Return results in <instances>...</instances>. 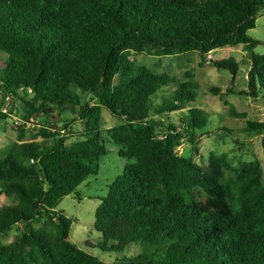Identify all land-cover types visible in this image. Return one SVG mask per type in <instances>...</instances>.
<instances>
[{"label": "trees", "instance_id": "trees-1", "mask_svg": "<svg viewBox=\"0 0 264 264\" xmlns=\"http://www.w3.org/2000/svg\"><path fill=\"white\" fill-rule=\"evenodd\" d=\"M262 10L264 0H0V95L20 98L24 121L39 126L30 140L22 126L0 158V197L14 199L0 206V236L23 225L12 242H0V264H264L262 161L234 165L227 153L212 152L204 166L181 153L183 139L196 145L210 125L194 106V74L178 81L131 58L158 50L207 60L217 49L245 45L250 90L211 92L264 97V53L250 35ZM210 61L234 77L242 69L235 57ZM170 84L172 92L159 96ZM226 103L230 116L248 118ZM104 107L124 121L109 132L127 162L96 210L103 240L91 247H140L111 263L73 244L71 219L57 209L109 153ZM67 112L83 130L54 126ZM174 113H181L177 121ZM246 128L264 131V121L247 119ZM74 135L82 139L67 144Z\"/></svg>", "mask_w": 264, "mask_h": 264}, {"label": "rangeland", "instance_id": "rangeland-1", "mask_svg": "<svg viewBox=\"0 0 264 264\" xmlns=\"http://www.w3.org/2000/svg\"><path fill=\"white\" fill-rule=\"evenodd\" d=\"M250 35L261 40V44L255 49L257 53H264V10L258 17L257 27L250 31ZM250 48L245 45L225 47L211 52L207 60L199 52L184 55H161L158 50H147L144 52H132L131 58L138 64L146 65L158 72H168L174 75L178 81H189V73L194 74L199 84L198 98L194 106L203 109L209 118L210 125L206 130L198 133L197 144L193 145L187 138L182 140L178 148L186 156H194L195 160L206 166L212 152L227 153L234 165L241 161L259 159L264 167V131H248L247 119L264 121V97L254 98L250 95L229 94L224 97L211 92V87H220L223 92L228 88H234L236 92L250 90V78L252 77L249 61ZM228 57H235L241 64L240 73L234 77L229 70L219 69L210 60H218ZM176 84L165 86L159 92V96L170 94ZM1 93V92H0ZM24 96L23 93H20ZM158 98L157 102H160ZM233 103L240 112L248 114L247 119L230 116V107L226 103ZM94 102H92L93 104ZM5 112L8 117L5 119L0 115V158L9 150L13 143L20 136L22 125L16 119L24 121L26 106L16 96L0 95V111ZM173 120L177 121L181 113H174ZM52 121L58 122L54 126L65 131V125L69 122L73 131L83 130V122L74 120L70 112L55 117ZM124 121L113 115L106 107L103 108L102 136L104 145L109 153L102 157L101 168L97 175H91L78 189L77 192L63 198L57 205L71 219L70 240L77 247L87 250L99 256L107 263L116 260L124 255H136L140 247L133 246L124 253L103 252L100 248H92L99 241L103 240L102 233L94 228L95 213L101 199L109 193V185L124 171L127 159L119 154V147L110 139L109 130ZM221 128H226L222 130ZM37 129V128H36ZM35 129V130H36ZM30 130L26 133V139H33L38 133L37 130ZM66 132V131H65ZM82 139L80 135L70 136L67 144H72ZM196 147V148H195ZM14 202L13 197L3 195L0 197V206ZM23 225L19 224L11 231L0 236L1 243H10L18 235ZM89 245V246H88Z\"/></svg>", "mask_w": 264, "mask_h": 264}, {"label": "built area", "instance_id": "built-area-1", "mask_svg": "<svg viewBox=\"0 0 264 264\" xmlns=\"http://www.w3.org/2000/svg\"><path fill=\"white\" fill-rule=\"evenodd\" d=\"M29 91L30 92H32V89H29ZM2 112H7V109H3V111ZM15 123H17V124H19V125H22V126H25L27 129H29V130H35L36 128L38 129L39 128V126H35L33 123H31V122H26V121H23V120H21V119H16V122ZM36 129V130H37ZM35 130V131H36ZM38 131V130H37ZM32 162L33 163H35V160L34 159H32Z\"/></svg>", "mask_w": 264, "mask_h": 264}, {"label": "water", "instance_id": "water-1", "mask_svg": "<svg viewBox=\"0 0 264 264\" xmlns=\"http://www.w3.org/2000/svg\"><path fill=\"white\" fill-rule=\"evenodd\" d=\"M32 95L35 96V93H33Z\"/></svg>", "mask_w": 264, "mask_h": 264}]
</instances>
